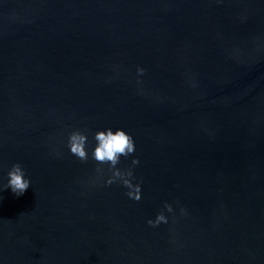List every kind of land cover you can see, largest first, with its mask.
Returning <instances> with one entry per match:
<instances>
[{"label":"water","instance_id":"1","mask_svg":"<svg viewBox=\"0 0 264 264\" xmlns=\"http://www.w3.org/2000/svg\"><path fill=\"white\" fill-rule=\"evenodd\" d=\"M107 129L139 202L93 183ZM0 264H264V0H0Z\"/></svg>","mask_w":264,"mask_h":264},{"label":"clouds","instance_id":"2","mask_svg":"<svg viewBox=\"0 0 264 264\" xmlns=\"http://www.w3.org/2000/svg\"><path fill=\"white\" fill-rule=\"evenodd\" d=\"M145 69L138 68L137 75L143 76ZM137 83L142 81L137 80ZM96 146L91 152V158L96 161L97 167L96 172L98 177L93 178V183L99 182L103 179L105 174L104 165H107V171L110 175L104 180V184L111 186L119 183L123 187L127 188L126 195L139 202L142 199V181L134 183L136 180L134 175V168L140 164L139 159L132 160V167L121 169L118 165L121 162V157L128 158L132 156L136 151L135 139L132 135L127 133L125 130L107 129L105 131H98L94 135ZM88 135L81 130H74L69 134L67 147L70 149L72 155L77 157L82 162L89 160L88 151ZM31 186V180L26 177V172L23 166L19 163L13 164L11 169L8 171V182L3 186V189L10 188L11 191L17 196H22ZM173 214V222L175 219L174 208L171 204H164V211L157 214L155 220L149 219L148 225L152 228H157L161 224H168L169 219L165 214ZM180 214L187 215L186 210L181 208Z\"/></svg>","mask_w":264,"mask_h":264}]
</instances>
